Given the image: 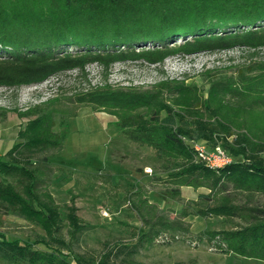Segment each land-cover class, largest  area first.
<instances>
[{"label": "trees", "instance_id": "obj_1", "mask_svg": "<svg viewBox=\"0 0 264 264\" xmlns=\"http://www.w3.org/2000/svg\"><path fill=\"white\" fill-rule=\"evenodd\" d=\"M236 48H264V0H0V88L40 85L70 71L83 75L90 65L106 78L115 64L160 65L171 57ZM83 107L113 116L128 142L180 163L159 179L170 193L205 191L170 217L133 190L127 202L143 228L133 250L188 236L190 215L220 217L232 229L201 237L220 254L264 262V206L255 201L264 196V64L253 74L211 82L205 95L178 81L145 91L104 83L18 113L30 119L7 161L0 160V212L39 225L49 241L37 244L49 252L0 236L1 260L69 264L58 257L87 231L72 198L65 206L67 240L58 237L64 223L49 190L57 172L50 159L66 136L54 131L55 118L64 127ZM199 140L221 141L239 160L209 169L195 160L190 142ZM111 256L100 264H111Z\"/></svg>", "mask_w": 264, "mask_h": 264}, {"label": "rangeland", "instance_id": "obj_2", "mask_svg": "<svg viewBox=\"0 0 264 264\" xmlns=\"http://www.w3.org/2000/svg\"><path fill=\"white\" fill-rule=\"evenodd\" d=\"M262 64L264 48H236L186 58L171 57L160 65L143 62L115 64L106 78L101 68L90 65L83 75L70 71L40 85L0 88V160L7 161L5 154L18 142V131L30 119L21 118L18 113L49 98H70L79 91L104 83L145 91L162 81L183 82L205 95L211 82L228 76L253 74ZM113 119L116 120L103 112L94 113L88 107L80 108L75 118L66 119L64 127L61 119L55 118L54 131L66 135L62 151L50 159L57 172L51 178L49 190L64 223L58 237L67 240L65 206L72 198L77 216L88 226L70 250H63L65 255L58 259L64 258L69 264H100L102 258L112 252L111 264H264L255 259L220 254L213 243L201 237L202 232L232 229L233 226L220 217L190 215L186 219L191 225L188 236L171 244L160 238L152 246L133 250L135 235L143 231L127 202L133 190L141 192L170 217L186 207L188 201H194L198 193L205 191L197 193L183 188L177 195L170 193L159 179L165 178L168 172L178 169L181 164L160 160L152 149L128 142L110 123ZM197 142L209 148L219 146L223 149L221 141L216 145L206 140ZM229 157L232 162L239 160ZM146 169L150 172L146 173ZM239 199L243 198L240 196ZM255 201L264 206V196L256 197ZM188 209L192 213L196 211L193 206ZM0 236L7 241L32 244L34 249L49 252L37 244L38 241H49L39 225L1 212ZM0 264L13 263L0 259Z\"/></svg>", "mask_w": 264, "mask_h": 264}, {"label": "built area", "instance_id": "obj_3", "mask_svg": "<svg viewBox=\"0 0 264 264\" xmlns=\"http://www.w3.org/2000/svg\"><path fill=\"white\" fill-rule=\"evenodd\" d=\"M194 150L195 160L212 170H219L232 162V158L219 146L214 148L207 147L206 144L197 141L190 142ZM150 170L146 169V173Z\"/></svg>", "mask_w": 264, "mask_h": 264}, {"label": "crops", "instance_id": "obj_4", "mask_svg": "<svg viewBox=\"0 0 264 264\" xmlns=\"http://www.w3.org/2000/svg\"><path fill=\"white\" fill-rule=\"evenodd\" d=\"M107 121H108V120H107ZM115 122H116V120H114V119H113V120H112L110 123H113V124L115 125ZM104 129L106 130V128H104ZM182 189H183V188H182ZM182 189H181V190H182ZM201 190H202V189H200V190H197V191H195V192H197V193H198V192H199V191H201ZM198 194H199V193H198Z\"/></svg>", "mask_w": 264, "mask_h": 264}]
</instances>
